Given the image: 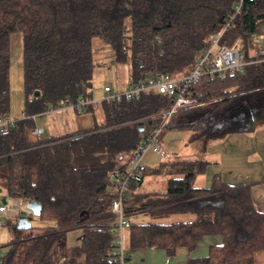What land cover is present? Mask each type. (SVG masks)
I'll list each match as a JSON object with an SVG mask.
<instances>
[{"label": "trees", "instance_id": "1", "mask_svg": "<svg viewBox=\"0 0 264 264\" xmlns=\"http://www.w3.org/2000/svg\"><path fill=\"white\" fill-rule=\"evenodd\" d=\"M240 1L0 0V115L10 113L11 37L18 34L25 117L0 134V197L37 202L43 223L24 231L17 229V218L7 222L12 234L4 264H112L111 180L126 171L137 147L162 125L174 97L154 93L131 102L104 101L100 124L59 137L32 135L34 116L91 97L96 39L112 52L110 65H131L130 81L135 82L161 73L188 74L219 36L220 46L238 47L249 63L242 72L202 77L188 94L211 110L198 118L175 113L164 129L192 131L195 139L241 131L229 121L216 122L218 114L225 112V117L248 93H264L259 54L264 0H243L225 28ZM257 114L264 119V100ZM207 166L206 161L177 160L147 168L144 177L168 175L166 192L136 194L131 188L139 184L130 186L124 201L127 219L137 213L195 216L185 223L131 225L130 251L162 249L172 257L179 249L194 252L205 237L220 236L222 243L195 263L255 264L256 254L264 252V213L251 189L264 179L228 184L215 175L210 186L195 187V177ZM74 231L81 232V240L69 246L67 236Z\"/></svg>", "mask_w": 264, "mask_h": 264}, {"label": "built area", "instance_id": "2", "mask_svg": "<svg viewBox=\"0 0 264 264\" xmlns=\"http://www.w3.org/2000/svg\"><path fill=\"white\" fill-rule=\"evenodd\" d=\"M242 2L243 0L236 7L234 16L229 19L225 28L229 26V23L239 12ZM219 38L220 36L213 39L210 48L196 61L192 70L184 76L173 78L169 74L161 73L138 82L130 81L123 91L118 92H114L111 87L106 86L104 88L105 98L103 100H94L92 97L76 101L68 100L54 108L50 107L48 109V112L62 110L83 112L90 108L96 109L99 103L104 101L131 102L142 94H173V105L164 114L162 125L148 134L137 147L126 171L116 175L111 180L109 193L114 196L110 205V210L113 214L111 226L115 235L113 248L110 251L112 264H131V253L126 241V231L131 228L132 223L124 214V201L130 186L132 184H140L144 180V172L147 169L144 162L145 155L152 151L169 160L173 158L160 144V135L164 130V126L173 114L200 105L194 98L188 96L195 82L199 81L202 77H222L226 74L242 72L244 67L249 64L238 47L220 46ZM259 40H264V34L259 35ZM259 54L264 60V43H261L259 46ZM18 121L20 120L11 119L9 114L0 115V134L9 128L15 127ZM38 134L39 130L37 128L32 130V135L37 136ZM2 200L0 197V264H4L5 252L2 245V233L7 226V221L10 218H18L20 213L27 208V204L22 203L18 199H6V203H3Z\"/></svg>", "mask_w": 264, "mask_h": 264}, {"label": "crops", "instance_id": "3", "mask_svg": "<svg viewBox=\"0 0 264 264\" xmlns=\"http://www.w3.org/2000/svg\"><path fill=\"white\" fill-rule=\"evenodd\" d=\"M21 58L22 38L20 35L14 34L11 37V70L12 66H15V64L18 63V60H21ZM245 99L254 100L255 105H253L255 112L257 113L262 104V100H264V93L260 94L258 92H250ZM47 113L49 112L47 111ZM47 113L34 116L36 128L39 130V135H42V137L63 136L61 134L53 135L51 130L52 127L56 128L59 125V119L57 118L58 115H52L50 118L43 117ZM250 113L249 115L251 116L254 112ZM38 116H42L40 123L37 120ZM239 128H242L241 131L233 132L238 133L236 135L228 134L221 138L215 139H206L205 137H198L194 139L193 134H187L186 137L189 139L190 144L197 141H202V147L200 148L201 153L198 157H196L197 159H183L175 153L176 151L168 150V153L173 156V158L169 160L155 152L150 151L144 157L145 165L149 170H153L159 167L161 164L170 163L177 160L206 161L208 163L206 170L195 177V179L198 176L199 179H202L203 177L204 186H210L212 178L215 175H220L228 184L258 182L264 179V119L258 118V120L253 122V124L239 126ZM79 130L83 129H77L70 133H74ZM174 131V133H180L185 138L186 132L184 131L187 130ZM44 132H46V136L43 135ZM190 132L192 131H189V133ZM70 133H65V135ZM182 139L180 141L179 147L183 146ZM168 144L169 141H167V145ZM179 147H177V150ZM164 149L167 151L166 148ZM210 167L213 168L209 170ZM167 179L168 175L149 173L144 177L143 182L133 187V189L131 188V191L136 194L166 192ZM251 195L257 209L264 213V184L257 183L253 185L251 189ZM28 214L30 221V216L33 214L29 211ZM14 220L15 218H10L8 220L9 222H7L13 223ZM129 220L132 223V226L146 225L149 223L170 225L180 222H192L195 220V216L190 214H166L159 218H152L146 214L137 213L132 215ZM7 226L9 225L7 224ZM130 229L126 231V241L128 248H130ZM11 234L12 233L10 230V235ZM202 241L203 239L200 241L199 245ZM199 245L192 253H189L185 249H179L172 257L168 256L166 251L155 248L131 250L130 253L131 258H134V264H200L195 263V261L206 258L212 245H207L204 247V250L198 252V248L200 247Z\"/></svg>", "mask_w": 264, "mask_h": 264}, {"label": "rangeland", "instance_id": "4", "mask_svg": "<svg viewBox=\"0 0 264 264\" xmlns=\"http://www.w3.org/2000/svg\"><path fill=\"white\" fill-rule=\"evenodd\" d=\"M259 34H264V26L261 27V31ZM101 41L96 39L94 42V58L96 62V68L93 74V82H92V90L91 97L94 100H103L105 98L104 88L109 86L112 88L114 92L123 91L126 85L131 80V65L118 63L114 65H110V61L112 59V52L110 49L102 47ZM252 56L256 54V52H251ZM11 76V103H10V113L9 116L13 120H21L23 118V100H24V92H23V61L18 60V63L15 66H12V70L10 73ZM254 100H243L242 102H238L231 108V112L227 113L224 117L223 114H218L216 117L217 123H223L225 121H229L231 124L235 126H246L253 124V122L257 121L259 118V114L255 112L254 108ZM205 103H201L200 106H196L194 108H190L184 110L185 114L196 115V117H201L206 111H210L211 108L205 106ZM101 103H99L98 107L89 113H76L73 110H62L49 112L45 114L43 117L50 118L52 115H58L59 119L58 127H52L53 135H65V133H70L77 129H87L93 127L94 125L99 124L103 121L104 117L101 114L99 107ZM92 109V108H91ZM182 112V111H181ZM178 112V113H181ZM250 112H254L251 116ZM197 114H199L197 116ZM251 114V113H250ZM195 117V116H194ZM42 116H38L37 120L40 123ZM174 130L165 131V129L161 132V146L169 151H176L175 153L179 155L180 158L183 159H197L201 153L200 148L202 147V141H197L192 144L189 143V139H187V134H193V132H186L185 138L180 133H174ZM236 135L238 133H232L230 135ZM46 136V132L43 133ZM184 138V139H182ZM183 141V146L179 147L180 141ZM195 139V138H194ZM167 141L169 144L167 145ZM177 147L179 149L177 150ZM169 150V151H168ZM213 167H210L211 170ZM195 187H207L204 186L203 177L199 179V176L193 182ZM16 219V218H15ZM30 222L34 227H38L43 225V223L34 215L30 216ZM18 220V218H17ZM11 226H6L2 235H3V250L6 252L8 247L5 245L9 241ZM81 240V232L74 231L68 234L67 243L69 246H75L80 243ZM222 243V237L220 236H209L203 238V241L199 245L198 252L204 250V247L207 245H219ZM131 264H134V258H131ZM255 264H264V252H260L256 254Z\"/></svg>", "mask_w": 264, "mask_h": 264}, {"label": "water", "instance_id": "5", "mask_svg": "<svg viewBox=\"0 0 264 264\" xmlns=\"http://www.w3.org/2000/svg\"><path fill=\"white\" fill-rule=\"evenodd\" d=\"M39 95H40V93L36 92L34 96L38 97ZM141 130H143V128H141ZM0 192H1V189H0ZM2 201H3V203L7 202V200L5 198ZM28 211L30 213H32L35 217H39L41 214V206L37 202L30 203L27 205L26 210L22 211L18 217V220H17V229L18 230L27 231V230L31 229L32 224L28 218L29 217Z\"/></svg>", "mask_w": 264, "mask_h": 264}, {"label": "bare ground", "instance_id": "6", "mask_svg": "<svg viewBox=\"0 0 264 264\" xmlns=\"http://www.w3.org/2000/svg\"><path fill=\"white\" fill-rule=\"evenodd\" d=\"M31 220V219H30ZM9 222V221H8Z\"/></svg>", "mask_w": 264, "mask_h": 264}]
</instances>
